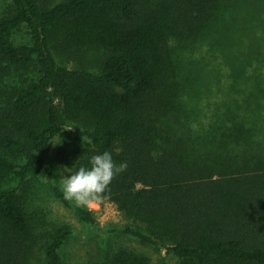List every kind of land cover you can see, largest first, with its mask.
I'll use <instances>...</instances> for the list:
<instances>
[{
  "label": "trees",
  "instance_id": "trees-1",
  "mask_svg": "<svg viewBox=\"0 0 264 264\" xmlns=\"http://www.w3.org/2000/svg\"><path fill=\"white\" fill-rule=\"evenodd\" d=\"M48 1L12 0L0 20V83L37 69L0 87V264L35 255L36 219L20 195L30 179L49 180L89 229L97 225L93 210L64 199L47 163L69 125L78 150L61 154L76 157L75 172L104 152L127 162L107 199L125 234L179 264H264V0ZM23 26L31 40L16 45ZM203 43L223 63L217 75L192 57ZM53 46L81 51L97 71L61 64ZM74 232L53 229L43 264L63 263ZM98 264L152 262L127 247Z\"/></svg>",
  "mask_w": 264,
  "mask_h": 264
},
{
  "label": "rangeland",
  "instance_id": "rangeland-1",
  "mask_svg": "<svg viewBox=\"0 0 264 264\" xmlns=\"http://www.w3.org/2000/svg\"><path fill=\"white\" fill-rule=\"evenodd\" d=\"M40 1L43 3V1L47 2L48 0ZM50 1L55 4L62 0ZM13 9L12 0H0V20L8 16ZM30 40L29 29L26 26L20 28L14 36L16 45L27 44ZM193 49H195L196 56L192 57L198 61L201 67L217 75L219 73L218 66L223 64L217 53L210 52L207 43H203L201 47L198 46ZM53 50L59 62L65 66L70 68L86 66L93 71H97V64L92 60L90 61L86 56H81V51L63 52L64 49L58 46H53ZM189 57L186 58L189 59ZM200 57H203V62L200 61ZM195 67L196 65L192 68ZM36 75L37 69L34 66L28 72L14 71L10 77L0 83V87L3 89L15 88L24 81L29 80L28 78L33 79ZM220 81H224L221 75L220 78L213 80V95H215L216 99L220 97V93L216 90ZM216 99L212 98V101ZM6 105L7 103H4L1 107ZM1 115L0 113V127H3L4 119ZM74 127L69 125L62 135L52 142L46 156L48 165L59 180L61 179L60 172H63L65 168L75 172L73 159H76V157L67 160L65 158L66 155L61 154L65 150L68 153H74L78 150L74 141L70 138V131ZM64 175L68 176L70 173L64 172ZM18 183L15 179L11 182V185L17 186ZM20 193L27 211L34 215L36 219L37 246L34 248L35 255L31 258V264L44 263V246L48 242L51 232L54 228L64 224L71 225L75 232L66 242L62 264H98L109 251L127 247L149 257L152 264H158L164 257L168 259L169 264H179V260L169 255L162 247L143 244L137 237L125 234L124 225L127 221L119 211L118 206L111 200H105L90 208L93 210L97 221V225L92 231L79 219L72 208L67 207L57 198L49 180L30 179L20 188Z\"/></svg>",
  "mask_w": 264,
  "mask_h": 264
},
{
  "label": "clouds",
  "instance_id": "clouds-1",
  "mask_svg": "<svg viewBox=\"0 0 264 264\" xmlns=\"http://www.w3.org/2000/svg\"><path fill=\"white\" fill-rule=\"evenodd\" d=\"M89 163L90 168L82 166L76 172L65 168L60 172L64 199L77 207L93 208L107 200L112 180L128 167L127 162L115 164L110 152L93 155ZM64 172L70 175L65 176Z\"/></svg>",
  "mask_w": 264,
  "mask_h": 264
}]
</instances>
